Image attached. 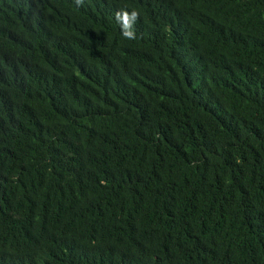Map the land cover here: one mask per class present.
<instances>
[{
  "label": "trees",
  "instance_id": "obj_1",
  "mask_svg": "<svg viewBox=\"0 0 264 264\" xmlns=\"http://www.w3.org/2000/svg\"><path fill=\"white\" fill-rule=\"evenodd\" d=\"M0 264H264V0H0Z\"/></svg>",
  "mask_w": 264,
  "mask_h": 264
},
{
  "label": "clouds",
  "instance_id": "obj_2",
  "mask_svg": "<svg viewBox=\"0 0 264 264\" xmlns=\"http://www.w3.org/2000/svg\"><path fill=\"white\" fill-rule=\"evenodd\" d=\"M77 5H83L84 0H76ZM140 18V13L136 9L129 11L127 8L118 10L115 19L120 26L121 34L125 39L134 40L137 38L135 25Z\"/></svg>",
  "mask_w": 264,
  "mask_h": 264
},
{
  "label": "bare ground",
  "instance_id": "obj_3",
  "mask_svg": "<svg viewBox=\"0 0 264 264\" xmlns=\"http://www.w3.org/2000/svg\"><path fill=\"white\" fill-rule=\"evenodd\" d=\"M75 239V238H74Z\"/></svg>",
  "mask_w": 264,
  "mask_h": 264
}]
</instances>
